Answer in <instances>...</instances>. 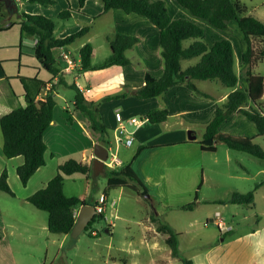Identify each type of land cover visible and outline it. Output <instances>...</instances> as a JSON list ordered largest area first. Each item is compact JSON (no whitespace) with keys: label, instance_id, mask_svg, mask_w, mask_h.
Segmentation results:
<instances>
[{"label":"crops","instance_id":"1","mask_svg":"<svg viewBox=\"0 0 264 264\" xmlns=\"http://www.w3.org/2000/svg\"><path fill=\"white\" fill-rule=\"evenodd\" d=\"M53 1L55 2L53 5L42 6L38 4L37 8H31V6L27 8L33 12L32 15H43L47 18L50 17V9L58 6V4H60L61 8L59 11L57 10L56 15L58 14L59 16L66 10H70L71 18L67 20L75 21V26L71 29L58 26L60 29L58 38H65L77 33L86 26L90 27L89 33L80 39L83 41L80 44L78 54L74 50H69V46L54 49V59L60 69V73L59 76L53 78L36 58L30 54L21 53V46L33 48L37 43V39L21 37L20 26L18 24L17 29L12 28L0 31V83L6 78L11 79V84L21 99L24 90L18 79L19 77L48 82L46 91L40 94L38 99L49 92L53 86L56 88V92L54 93L56 99V96H59L58 90L60 86L70 89V86L75 84L82 91L87 102L99 104L97 117L106 129L107 134L102 135L94 131L89 118L75 110V108L74 112H71L68 105L63 107L65 116L61 115L60 120L56 118V109H54L53 122L45 133V142L49 149L46 157H49L51 163L55 161L54 167L48 168V161L46 160V165L40 168L31 178L28 185L24 187L17 173L18 168L24 163V158L19 156L7 159L4 156L3 134L0 126V177L5 171L8 172V182L16 195L12 197L0 192V264H21L20 260L24 256H31V252H34L29 250L28 246L35 239L39 230L40 234L44 235L49 242L45 246L43 242H38V246H40L39 250L43 254L42 256L40 255L39 261L41 264H47L50 246L56 241V238H53L51 235L55 234L48 230V214L46 217L38 214L40 210H34L36 208L27 200L47 186L56 176L58 167L61 165L56 159L57 154L54 153L55 151L52 152L50 150L48 141L55 143L57 147L58 142H62V144L68 142V145L78 146L76 145V138L64 135L68 124L71 126L77 125L80 129L86 131V134L92 140L93 149L88 157L84 156L82 160L76 159L77 161L91 165L95 160L94 146L96 144H101L106 148L113 146L117 153L121 151L122 167L131 164L138 178H140L138 175V163L142 156L148 155V158H152L159 151L167 152L169 151L168 149H180L178 153L180 157L179 161L172 160L168 162L169 157H171H168V155H172V157L176 155V153L168 152L167 154H161L160 161H164L162 164L169 163L168 165H171L173 169L178 165L185 171V174L192 181V189L195 191V196L197 194L198 199V192L203 189L206 183L207 175L204 165V155L208 153L202 150L200 143L203 140L207 125L213 119L217 107L222 105L232 92V90L226 88L218 81H196L197 88L204 94H207L209 96L208 98L190 91L185 86H179L158 98L149 100L139 99L136 96V92L140 87L145 85L147 74L155 79H160L164 75L165 69L162 57L160 30L149 19L137 14H127L122 10H112L106 13L101 0H87L82 9L79 8L78 0ZM152 1L164 2L172 20L184 19L192 21L202 27L205 26L207 31L214 36L216 35V32H214L216 28L213 27V29L206 22L197 20L174 0ZM237 1L241 4V0ZM15 2L25 7V3L28 0H15ZM12 17L7 19L8 26H12ZM98 23L101 27L100 35L105 37L109 46L93 44L96 39L94 30L98 26ZM115 35L134 37L139 40L133 48L126 51V57L129 59L130 65L81 72V48L87 44L92 45L94 48L92 64L97 66L104 62H95L100 52H102L105 61L112 55L110 39ZM242 36L243 42L239 47V51H237V58L240 72L245 71L246 73V66L242 62V57L246 53L248 45L243 33ZM205 40L210 45H214L212 40H207V37ZM253 40L255 41V45H253ZM251 41L255 53L258 55L257 49L261 48L260 44L264 42V39L251 38ZM231 43L235 46L232 41ZM235 50H237L236 47ZM261 51L264 50L260 49ZM63 54H68L72 63L64 60L62 58ZM263 58L261 57L260 60ZM198 61V59H195L193 64L187 65L186 67H183L182 61V67L185 70L195 65ZM69 76H71V81L73 82L68 80ZM60 80L63 82L62 85H58ZM208 83H211L213 86H210ZM202 85H206L205 88ZM210 87H214V89ZM237 89L246 91L248 84H245L242 89L240 87ZM0 93H2L1 87ZM122 93H126V96L117 97ZM11 97L8 96L5 98V102L8 105L11 103ZM72 104L74 107V97ZM57 107L58 104L55 108ZM152 110L168 111V119L159 124H151L147 121L139 129L127 123L131 119L146 120ZM117 113L121 114L124 123L127 125V129L134 133L133 145L130 147L123 144L117 145L116 143L115 137L119 127L116 119ZM241 115L244 116L241 113H236L231 118L241 117ZM229 120L222 126L221 131L232 135L233 133L224 128ZM250 129L249 138H253L254 140L263 138L258 137L257 129ZM60 133L63 137H60ZM135 145L136 149L131 151L130 148ZM221 145L219 144L217 151L212 154L218 155ZM139 149H142L141 153L133 160ZM84 150L86 151V148ZM226 155L228 158L227 161L231 162L232 154L226 152ZM242 160L240 158L238 162L241 164L244 172L236 176L231 174L229 177L244 182L245 184L241 186H251L249 183L254 182L255 177H258L260 174L264 175V166L253 173L251 169L244 165ZM248 163L251 166L260 165L255 160H249ZM149 165L151 166L152 164L150 163ZM197 171L201 174L202 182L199 181V183L196 181ZM249 188L240 187L234 193L246 194L249 193ZM253 192H255L256 197L252 208L256 209L261 198H264V181L258 184ZM151 211L154 213L155 208H152ZM241 212L243 214L242 220L225 223L224 230L218 228L219 237H221L219 242L212 244L203 253H200V251H198L199 253H195V250L192 255H186L182 251V239L186 235L190 237V240H193L192 235L194 234L192 233L194 232L190 231L187 227L184 228V231L169 223L163 225L162 216L159 213L156 214V217L155 215H151V217L147 216V219L137 222L127 221L128 223L121 224L116 221H110L109 223L107 222V229L104 232L106 236H103L99 231H92V253L89 255L87 261L89 264H176V260H180L174 257L172 249L166 243L168 235L161 230L163 226H169L179 235L180 256L191 261L193 264H264V210L261 215L256 216L255 225L253 226H249L248 223L253 217L246 215L244 210ZM217 213L220 212H216L215 216ZM105 220L108 221V219ZM115 220H118L116 215ZM192 226L193 224L190 223L189 227L191 228ZM118 230H122L121 234H118L121 236L120 241H118L119 238H116V231ZM69 236L64 235L62 244L69 240Z\"/></svg>","mask_w":264,"mask_h":264},{"label":"trees","instance_id":"2","mask_svg":"<svg viewBox=\"0 0 264 264\" xmlns=\"http://www.w3.org/2000/svg\"><path fill=\"white\" fill-rule=\"evenodd\" d=\"M180 7L186 9L194 18L206 22L219 31H226L229 23L235 21L243 33L248 48L242 57L246 66V78L248 89L242 91L237 89L239 75L236 71V57L232 44L228 41H219L210 45L205 40V30L202 26L192 21H173L168 9L162 1L152 0H101L104 11L122 10L127 14H137L149 19L152 24L160 30V41L162 57L164 61V75L155 79L147 74L145 85L140 87L136 96L142 100L158 98L168 93L173 88L185 86L190 91L209 97L201 92L196 81H218L226 88L232 90L227 100L217 107L212 121L207 125L203 140L200 145L204 152L215 153L219 144L225 145L232 151L250 155L251 157L264 161V149L250 138H239L221 131L222 126L236 113L243 114L252 122L258 131V137H264V112L260 109V101L264 97V74L261 76L252 75V69L264 51L256 55L251 38L264 39V23L259 19L249 16H242L241 4L237 0H174ZM29 3H38L42 6L53 5V0H28ZM79 8L82 9L87 0H78ZM5 4L0 2V10ZM1 12V11H0ZM58 18L67 20L71 18V12L65 11ZM21 37L36 38L37 43L33 48L21 46L22 54H30L36 58L42 67L53 76H59L60 69L54 59L53 50L67 47L83 38L90 31L86 26L75 34L65 38H56L57 24L43 15H22L19 23ZM138 39L134 37L115 35L110 39L112 55L103 63L94 66V48L91 44L85 45L80 50V71L103 70L113 66L125 67L130 65L126 57V51L133 48ZM198 59L199 61L183 69V60ZM23 87L22 99L16 94L11 79L6 78L0 83V126L3 134V153L7 159L23 157L24 163L17 170L21 183L26 187L36 172L46 165L48 146L45 142V133L50 128L54 109L57 105L54 93L55 86L45 95L38 99V96L46 91L48 82L25 77L18 78ZM60 80L58 85H62ZM70 89L74 91L75 110L86 115L96 132L106 135L107 131L98 119V105L87 102L82 91L75 85ZM11 97L8 105L5 98ZM123 93L117 97H124ZM105 101V100H104ZM255 107H259V111ZM169 113L166 110H152L146 120L151 124L163 123L168 119ZM139 149L133 160L141 153ZM108 175V188L110 190L128 188L139 193L134 186L135 182L142 189V195L147 189L140 182L131 164L117 170L106 168ZM82 174L87 177L94 175L93 164L79 162L70 159L58 167L56 176L47 186L27 201L36 209L48 214V230L53 234L72 235L76 225L77 217L75 209L86 205V196L70 198L64 193V181L66 176ZM0 192L15 197L8 182V172L5 171L0 177ZM197 199V194H196ZM222 205H254L255 192L246 194L234 193L228 201H218ZM195 205L188 206L189 209ZM103 216H97L88 226L89 229ZM168 235L166 243L172 249L173 255L184 264H193L191 261L180 256L179 235L169 226L161 228Z\"/></svg>","mask_w":264,"mask_h":264},{"label":"rangeland","instance_id":"3","mask_svg":"<svg viewBox=\"0 0 264 264\" xmlns=\"http://www.w3.org/2000/svg\"><path fill=\"white\" fill-rule=\"evenodd\" d=\"M25 5V7H22L20 3H16L17 12L13 17L6 10V8L0 10V31L12 28L17 29L18 24L22 20V15L24 14L29 16L33 13L31 10H28L27 7H38V3L27 2ZM60 8L61 6L58 4V6H54L53 9H50L51 13L49 19L53 20L57 24V30L55 32L56 38H58L60 35V29L58 26L65 29H71L75 26V21L60 20L58 18V14L56 15V12L57 10L59 11ZM241 10L242 16H252L260 19V21L264 23V0H241ZM10 17L13 18L12 26H8L9 24L7 19ZM203 28L205 30V38L207 37V40H212V43L215 44L219 41H228L231 43L232 41L235 44V46H233L231 43L235 51V66L237 74L239 75V83L237 88L240 87L242 89L243 86L247 84V78L245 71L240 72L238 65L237 51H239V47L243 42V36L237 26V23L235 21L229 23L228 29L224 32H220L212 27L214 32H216L215 36L207 31L205 26ZM94 31L96 39L94 40L93 44L98 46H109L105 37L100 35L101 27L99 26V23ZM82 41L83 40L80 39L76 40L72 46H69V50H74L75 53L78 54V50ZM253 45H255V41ZM260 46L261 48L257 49L258 54L260 53V49L264 50V42L261 43ZM235 47L237 50H235ZM103 61H105V58L102 55V52H100L95 59V62L101 63ZM194 62L195 59L183 60V67L193 64ZM263 74L264 58L257 61L252 69V75L261 76ZM68 80L71 81V76L68 77ZM208 84L213 86L211 83ZM205 86L206 85H202L203 88H205ZM210 88L214 89V87ZM58 91L59 96H56L58 107L55 108V115L56 118L60 120L61 115L65 116L63 107L68 105L71 112H74L72 99L75 96V93L74 91L61 86ZM255 108L259 111V107ZM260 109L264 112V97L260 102ZM224 128L233 133V136L243 139L250 137L248 136L251 132L250 128L256 130L254 124L242 115L241 117L231 118ZM59 135L60 137H63L61 133ZM64 135L76 138V145L78 146L75 147L74 145H68V142L63 143L64 145L62 142H58L57 147L55 143L48 141L50 150L52 152L55 151L54 153L57 154L56 159L58 163L62 164L70 159L82 160L84 156L88 157L93 149V146L91 137L86 134V131L80 129L77 125L71 126L68 124L66 133ZM98 137L100 136L98 135ZM255 142L264 149V137L255 140ZM85 148L86 151L84 150ZM220 148L221 149L218 155H214L212 153H206V155H204V165L206 167L207 176L203 189L198 192V199H196L195 191L192 189V181L190 177L188 178L187 174H185V171H183L178 165H176L175 169H173L171 165H168L169 163L166 162L165 164H162L164 161H160L162 156L161 154H167V152L176 153L174 157H172V155H168V157L171 156L169 157L168 162L172 160L179 161L180 157L178 153L180 149H168L169 151L167 152L159 151L155 156H152V158H148V155L141 157L138 163V175L140 177L138 179L147 189V193L144 196L142 195V189L135 182H132L131 185L134 186L135 189L139 191V193H136L128 188L110 190L107 185L108 175L106 171L108 170H105V172L100 174L98 177H95L94 175L87 177L82 174L66 176L64 181V193L67 197L80 198L86 196V205L94 206L95 201L99 198V196L105 194L109 199V203L103 219H97V221L93 223V225L89 227L88 230H85L78 237L73 238L72 235H70L68 237L69 240L62 244L64 235H51L53 238H56V241L50 246L46 263L68 264L72 262L73 264H89L87 260L89 255L92 253V231H99L103 236H106L104 232L107 229V222L109 223L110 221H116L117 223L121 224L127 221L137 222L147 219V216L151 217V215H155L156 217V214L159 213L162 216L163 225L169 223L170 225L183 230L185 227H187L190 231L194 232L192 233L194 234L192 235L194 238L193 240H190V237H187L186 235L184 239H182V251L186 255H192L195 250V253H199L198 251L203 253L204 251L208 250L212 244L221 240V237H219L218 227L215 224L216 212H220V218L224 221V223H231L232 221L242 220L243 214L241 211L244 210L246 215L253 217L248 222L249 226L255 225L256 216H259V214L261 215L262 211L264 210L263 197L261 198V201L257 205L258 207L256 209H253L250 205H222L218 204L217 202L228 201L234 194V191L240 187H246L247 189L250 187L248 191L252 192L254 191V188L256 189L258 184L264 181V175L260 174L258 177H255L254 182L249 183L251 186H241L245 183L230 178L229 175L231 174L236 176L244 172L241 164L238 162L240 158L243 159L242 162L244 165L251 169L253 173L257 172L261 167L264 166L262 165L264 164V161L255 159L245 153L229 150L225 145H221ZM135 149L136 145L130 148L131 151H134ZM226 152H230L232 154L231 162L227 161L228 158ZM111 153H114V150H112ZM117 156L122 161L121 151H118ZM46 160L48 161V168H53L55 161H53L54 163H51L49 157H46ZM215 160L217 161L215 162ZM249 160H255L257 164L260 165L251 166L248 163ZM150 163L152 164L151 166L149 165ZM196 175V181L199 183V181H201V174L199 171H197ZM113 203L115 204L113 205ZM194 203L195 205H193L192 210H190L188 206ZM152 208H155L154 213L151 211ZM80 211L81 209L79 207L75 209V212L78 213V216ZM38 214H41L45 217L47 216V213L43 211H41V213L38 211ZM115 215L118 217V220H115ZM105 219H108V221ZM190 223L193 224L191 228L189 227ZM121 231L122 230L116 231V238H119L118 241L121 239V236L118 235L121 234ZM38 232L39 233L35 239H33L28 246L29 250L34 252H31L33 256H24L20 260L21 264H41L39 257L43 254L39 250L40 246H38V242H43L44 246L49 242L44 235L40 234V230ZM176 264L184 263L176 260Z\"/></svg>","mask_w":264,"mask_h":264},{"label":"built area","instance_id":"4","mask_svg":"<svg viewBox=\"0 0 264 264\" xmlns=\"http://www.w3.org/2000/svg\"><path fill=\"white\" fill-rule=\"evenodd\" d=\"M62 58L72 63L71 62L72 60L68 54H63ZM116 119L119 123V127L117 129V134L115 137L117 145L123 144L127 147L132 146L134 141V133L127 129V125L126 123H124L120 113L116 114ZM146 122L147 120L144 119H131L127 123L134 126L136 129H139ZM107 150H108V159L105 161V168L109 170H117L121 168L122 161L118 158L116 149L113 146H109ZM112 150H114V153H111ZM108 203L109 201L105 194L99 196V198L95 201V205H94L97 216H104L105 212L107 211ZM114 204L115 203H113V205ZM75 215L77 217L78 213L75 212ZM215 223L220 230L225 229V223L220 218V213L216 214Z\"/></svg>","mask_w":264,"mask_h":264},{"label":"water","instance_id":"5","mask_svg":"<svg viewBox=\"0 0 264 264\" xmlns=\"http://www.w3.org/2000/svg\"><path fill=\"white\" fill-rule=\"evenodd\" d=\"M5 4L6 10L13 16L17 12V6L15 0H0ZM94 156L95 160L93 163L94 176L98 177L100 174L104 173L105 161L108 159V150L105 146L101 144H96L94 146ZM81 211L77 217L76 225L72 231V237L76 238L82 234L88 226L97 217L95 207L90 205H82L80 207Z\"/></svg>","mask_w":264,"mask_h":264}]
</instances>
